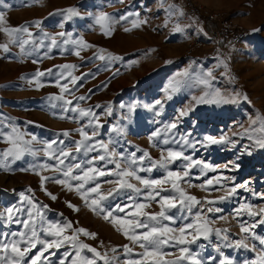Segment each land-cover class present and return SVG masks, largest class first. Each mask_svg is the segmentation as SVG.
I'll list each match as a JSON object with an SVG mask.
<instances>
[{
  "label": "rangeland",
  "instance_id": "1",
  "mask_svg": "<svg viewBox=\"0 0 264 264\" xmlns=\"http://www.w3.org/2000/svg\"><path fill=\"white\" fill-rule=\"evenodd\" d=\"M186 1L188 0H167L162 10L161 0H5L12 5L6 11L9 25L19 26L26 22L40 21L39 29L30 28L38 37L42 38L43 33L56 34L63 31L71 33L74 38L83 37L96 47L81 52V57L85 59L70 52L61 54L60 49L55 48L45 57L44 53L48 49L40 48L38 45L35 51L31 50V46H26L31 51V55L28 56H22L19 47L11 43L10 51L4 52L0 49V118L5 125L12 124L26 132L28 134L26 139L34 135L39 142L56 139L62 130L77 129L81 122L60 118V109L53 107L62 103L51 98L62 94L55 83V76L41 77L43 86L29 83L28 80L37 71L43 72L50 68L55 71V66L64 64L77 66L70 70L74 76L92 72V76L78 82L83 86L78 87L75 95L90 96V99L81 102V107L111 106V115L105 116L101 113L100 116V122L103 124L100 130L101 139L105 141L109 138L117 139L119 141L117 150H123L126 154L138 147L148 150L152 157L158 159L164 146H157L152 134L159 131L162 136H167L164 133L165 125L177 122L178 128L173 131L187 136L191 142L196 143L195 150L187 148L186 154H191L195 159L202 160L216 169L209 171L204 177L200 176L198 169H193L191 183L196 186L187 188L190 194L211 200L226 196L234 184L246 185L245 188L238 189L232 198L213 205L221 211L209 214L213 220L211 227L228 229L229 239L235 240L244 235L240 232L239 225V220H243L249 226L255 225L252 231L257 235L264 236V223L259 222L260 216L243 215L238 218L234 214V210L241 203H251L253 211L256 212L264 208V148L255 144V138L259 137L258 132L252 139L244 135L253 120L264 117V0H191L208 10L223 12L241 26L246 35L239 43L228 46L220 55L212 49H202L190 57L184 55V51L190 40L189 31L194 25L183 16H179ZM169 5L175 7L177 15L165 26L169 19L167 11ZM69 7H75L80 15L66 20L58 10H66ZM101 11L117 15L126 11L139 12L140 17L146 18L148 23L125 31V28H131V23L120 22L115 24L111 35L102 34L99 25L95 24V17ZM177 21L181 26L191 25L185 27L183 31L187 40L182 39L183 32L173 33ZM5 42H8V37L0 33V43ZM239 44L241 45L238 46ZM101 49L104 50V55L112 53L123 57V60L112 61L107 67L106 61L87 60ZM225 63L228 65L227 68L223 66ZM98 67L99 71H96ZM185 70L200 75L212 70L215 77L212 82L213 88H219L221 93L228 97L235 92L246 94L248 101L240 98L235 103L195 104L192 97H199L205 91L211 90L178 75ZM176 79H183L185 83L169 100L167 99L169 93L165 90L170 82ZM62 95H65L66 99H72V96ZM156 100L163 101L162 106L145 107L154 105ZM206 100H213V97H206ZM131 105L136 107L130 111ZM189 107L192 108L189 114L179 118V113ZM95 110L101 112L100 109ZM113 126L123 128V133L114 132ZM5 131L10 129L5 128ZM236 132L241 135L233 136ZM209 135L216 138L230 137L235 144L201 146L197 143ZM251 135L252 133H249V136ZM72 136L73 139H80L75 132ZM60 138L68 142L67 138ZM7 147L9 144L0 139V150ZM44 159L42 156H26L12 165L10 170L0 169V211L20 204L19 193L24 191L28 195L27 189L31 188L35 199L47 204L51 209L46 212L49 220H71L74 226L97 233L96 239L83 235L80 239L97 247L101 252L113 246L129 243L112 223L91 211L75 192H68L60 185L49 182L46 185L48 191L58 197L52 200L42 190L40 175L33 171L20 170L30 164L43 163ZM43 174L52 173L45 171ZM152 175L158 178L161 173L154 172ZM216 177L225 178L222 180L223 186L199 187L207 179ZM112 186L103 185L105 189ZM68 201L78 206L80 210L74 211L69 208L66 203ZM149 211H159L158 205L153 203ZM221 216L225 219H220ZM18 229V225H7L0 220V231ZM100 241H103V245ZM246 242L249 245L254 243L251 239ZM223 243L220 237L212 235L209 239H198L192 245V250L207 258L209 255L218 256L215 249L220 246L221 251L233 259L235 264H243L245 260L255 258L254 253L248 249L225 248ZM198 245H203V248H199ZM64 250L61 248L56 252V256L49 257L53 264L61 258ZM135 251H140L139 247ZM256 251H260L259 247ZM120 255L122 256V253Z\"/></svg>",
  "mask_w": 264,
  "mask_h": 264
},
{
  "label": "snow or ice",
  "instance_id": "2",
  "mask_svg": "<svg viewBox=\"0 0 264 264\" xmlns=\"http://www.w3.org/2000/svg\"><path fill=\"white\" fill-rule=\"evenodd\" d=\"M166 3L167 0H161L162 10ZM11 7L12 5L5 0H0V33L8 37V42L0 43V49L4 52L10 51L11 43L19 47L22 56L31 55V51L26 46H31V50L35 51L38 45L40 48L48 49L44 53L45 57L53 48L60 49L61 54L70 52L81 57L83 50L96 47L83 37L74 38L71 33L63 31L56 34L43 33L42 38L38 37L36 33L30 31V28L39 29L40 21L11 26L6 19V11ZM167 11L169 19L165 22V26L177 15L172 5L168 6ZM58 12L62 13L66 20L80 15L75 7ZM179 16H183L182 11L179 12ZM120 22H130L131 28H125V31H131L132 28L146 25L148 20L141 18L139 12L132 11L120 15L101 11L95 17V24L99 25L102 34L106 35H111L115 24ZM190 26H181L177 21L173 33L183 32L185 27ZM103 52L104 50L101 49L87 60L106 61V67L112 61L123 60L121 56L112 53L104 55ZM81 59L85 58L81 57ZM223 66L228 67L226 63ZM76 67L74 64H64L55 66V71L52 68L43 72L37 71L32 74L28 82L43 86L41 77L55 76V83L60 88V92L72 96V99H66L62 94L51 97L62 102L53 107L60 109V118L79 121L81 126L77 129L62 130L57 134L56 139L39 142L34 135L26 139L28 135L26 132L12 124L5 125L0 118V139H4L9 144V147L0 150V169L10 170L12 165L26 156L44 157L43 163L30 164L20 170L33 171L40 175L42 190L52 200L58 197L48 191L46 185L49 182L60 185L68 192H75L91 211L102 215L105 221L112 223L129 243L113 246L101 252L97 247L80 239L81 235L96 239L97 233L90 232L84 227L74 226L71 220H49L46 212L51 209L47 204L38 202L32 194L33 190L29 188L28 195L24 191L19 193L20 204L0 211V220L7 225L19 226L16 231H0V264H53L49 257L56 256V252L61 248L65 250L55 264H100V262L102 264H235L233 259L221 251L220 246L215 249L218 256L209 255L207 258L192 250V245L198 239H209L212 235L220 237L225 248H243L252 251L255 258L245 260L243 264H264V236L252 231L255 225L249 226L246 221L239 220L240 232L244 235L235 240L229 239L228 229L211 227L213 220L209 214L221 211L213 205L232 198L237 194L238 189L245 188L246 185L234 184L226 196L211 200L190 194L187 188L196 186L191 183L193 169H198L201 177L216 169L202 160L195 159L193 155L186 154L187 148L195 150L196 143L191 142L187 136L173 131L178 128L177 122L165 125L164 133L167 136H162L159 131L152 134L157 146H164L158 159L152 157L148 150L138 147L127 154L123 150L118 151L117 139L109 138L105 141L100 138V130L103 128L100 122L101 113L105 116L111 115V106L81 107V102L90 99V96L75 95L78 87L83 86L78 82L93 74L88 72L74 76L70 70ZM96 71H99V67ZM178 75L211 90L205 91L199 97H192L195 104L235 103L240 98L248 101L246 94L235 92L228 97L222 94L219 88H213L212 82L215 77L212 70L202 75L191 74L185 70ZM184 83L183 79L170 82L165 90L169 93L167 99H172V94L179 92ZM209 96H212L213 100H206ZM162 103L163 101L156 100L154 105H145V107L156 108L162 106ZM135 107L136 105H131L129 110ZM95 109H100L101 112ZM191 110L192 108L189 107L181 111L179 118L187 116ZM5 128L10 131L6 132ZM113 131L122 134L124 129L113 126ZM73 132L77 133L80 139H73ZM257 132L259 137L255 138V144L264 148V117L253 120L244 135L252 139ZM249 133L252 135L249 136ZM240 135L239 132L233 133V136ZM60 137L67 138L68 142ZM197 143L201 146L224 143L234 145L235 141L226 136L216 138L209 135ZM45 171L52 174L44 175ZM154 172H160L161 175L158 178L154 177L152 175ZM223 179L225 178H209L199 187L223 186ZM104 184L113 186L105 189ZM66 203L74 211L80 210L70 201ZM153 203L158 205L159 211H149ZM234 214L238 218L243 215L260 216L259 222L264 223V208L258 212L253 211L251 203H241L234 210ZM60 215L63 216L62 213ZM220 219L225 217L221 216ZM249 239L254 243L249 245L246 242ZM100 244L103 245V241H100ZM137 247L140 249L138 252L135 251ZM198 247L203 248V245ZM257 247L260 249L259 252L256 251ZM50 249L53 251H49ZM170 249L175 251L170 252ZM169 256L173 258H168Z\"/></svg>",
  "mask_w": 264,
  "mask_h": 264
},
{
  "label": "built area",
  "instance_id": "3",
  "mask_svg": "<svg viewBox=\"0 0 264 264\" xmlns=\"http://www.w3.org/2000/svg\"><path fill=\"white\" fill-rule=\"evenodd\" d=\"M183 17L194 25L184 51V55L189 57L202 49H212L220 55L246 35L245 30L223 12L208 10L191 0L185 2Z\"/></svg>",
  "mask_w": 264,
  "mask_h": 264
},
{
  "label": "crops",
  "instance_id": "4",
  "mask_svg": "<svg viewBox=\"0 0 264 264\" xmlns=\"http://www.w3.org/2000/svg\"><path fill=\"white\" fill-rule=\"evenodd\" d=\"M198 1H201V0H198ZM202 4H203V3H202ZM203 5L208 6V5H206V4H203ZM208 7L213 8V7H211V6H208ZM181 37H182V39H184V40L186 39V40H187V37H186L185 32H183V34H182ZM242 43H243V42H242ZM242 43H241V44H242ZM241 44H239L238 46H240ZM205 50H206V49H205Z\"/></svg>",
  "mask_w": 264,
  "mask_h": 264
},
{
  "label": "bare ground",
  "instance_id": "5",
  "mask_svg": "<svg viewBox=\"0 0 264 264\" xmlns=\"http://www.w3.org/2000/svg\"><path fill=\"white\" fill-rule=\"evenodd\" d=\"M258 71H260V70H258Z\"/></svg>",
  "mask_w": 264,
  "mask_h": 264
}]
</instances>
